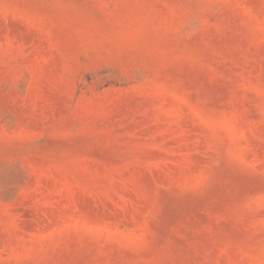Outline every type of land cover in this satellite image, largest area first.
I'll list each match as a JSON object with an SVG mask.
<instances>
[{"label": "rangeland", "instance_id": "obj_1", "mask_svg": "<svg viewBox=\"0 0 264 264\" xmlns=\"http://www.w3.org/2000/svg\"><path fill=\"white\" fill-rule=\"evenodd\" d=\"M0 264H264V0H0Z\"/></svg>", "mask_w": 264, "mask_h": 264}]
</instances>
